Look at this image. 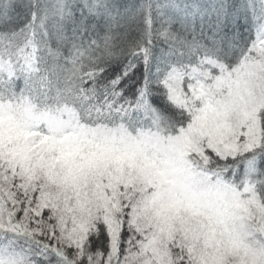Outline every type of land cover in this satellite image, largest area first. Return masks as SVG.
Masks as SVG:
<instances>
[{"label": "snow or ice", "instance_id": "1", "mask_svg": "<svg viewBox=\"0 0 264 264\" xmlns=\"http://www.w3.org/2000/svg\"><path fill=\"white\" fill-rule=\"evenodd\" d=\"M0 264H264V0H0Z\"/></svg>", "mask_w": 264, "mask_h": 264}]
</instances>
